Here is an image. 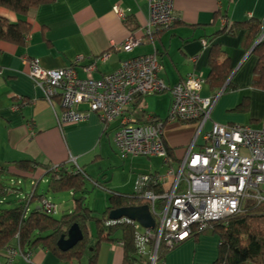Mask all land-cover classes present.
<instances>
[{
	"label": "crops",
	"instance_id": "crops-1",
	"mask_svg": "<svg viewBox=\"0 0 264 264\" xmlns=\"http://www.w3.org/2000/svg\"><path fill=\"white\" fill-rule=\"evenodd\" d=\"M174 10L173 24L149 36L142 28L148 16L147 0H51L26 14L0 7V15L30 23L24 44L0 41V163L12 164L24 158L34 161L31 171L9 175L30 179L37 189L40 180L44 179L47 185L46 171L53 165L64 163L66 170L73 172L79 166L86 182L96 185L107 196L110 189L135 192L136 178L141 173L166 172V163L159 155L126 158L119 155L112 139L119 118L105 123L97 112L91 111L84 120L59 125V97L50 102L30 78L26 60L31 57H37L46 68L74 64L80 76L85 75L82 66L95 60L92 75L98 78L128 57L155 51L162 63L160 76L168 86L189 73L202 74L200 94L216 95L204 129L213 121L259 126L264 113V89L252 84L257 57L251 47L243 44V27L234 33L218 30L227 21L261 19L264 0H174ZM130 32L142 36L143 41L125 49L121 44ZM214 44L222 49L218 58L227 57L231 68L221 86L216 83L211 86L205 80ZM107 50L108 57L100 60L98 56ZM78 56L82 58L77 60ZM226 85L229 87L225 88ZM171 98L169 89L140 95L129 105L128 112L137 118L165 120ZM246 101L244 108H237ZM78 107L86 108L87 104L82 102ZM196 129V121L164 122V142L172 157L170 165L177 166ZM201 144L202 137L198 135L193 148ZM72 158L75 163L70 161ZM82 254L78 258L60 259L50 249L35 246L31 248L29 261L17 256L13 264H81ZM217 254V234L200 233L169 249L159 263L208 264ZM122 258L120 239L105 241L100 245L96 264H122ZM5 260L3 249L0 264H5Z\"/></svg>",
	"mask_w": 264,
	"mask_h": 264
},
{
	"label": "built area",
	"instance_id": "built-area-1",
	"mask_svg": "<svg viewBox=\"0 0 264 264\" xmlns=\"http://www.w3.org/2000/svg\"><path fill=\"white\" fill-rule=\"evenodd\" d=\"M147 3L148 16L142 26L143 33L151 36L173 24L176 18L174 0H147ZM263 39L264 15L260 19L256 42ZM142 41V36L130 32L121 45L129 49ZM108 55L107 50L98 58L105 60ZM81 58L78 56L77 60ZM26 62L28 75L43 95L50 102L59 97V125L84 120L91 111L97 112L105 123L119 118L112 139L122 158L136 155L163 158L167 166L165 173H141L135 183V192L149 201L155 226L144 227L125 216L105 221L106 224L132 222L138 252L147 256L148 264H156L161 239L167 246L174 247L195 236L212 221L240 213L248 205L264 202V113L257 127L213 121L208 129H204L216 95L200 94L204 83L202 74L189 73L168 86L160 76L162 63L155 51L128 57L116 69L98 78L92 75L95 60L82 66L83 76L74 64L46 68L37 57ZM165 89H169L172 96L165 120L148 117V121H140L128 112L137 96ZM82 102L87 104L86 108L78 107ZM175 120L196 121L197 129L177 166H172V157L164 142L163 124ZM198 135L202 137V144L194 149ZM70 161L75 163L73 158ZM61 168L66 169L64 163L53 165L50 171L57 177ZM74 170L81 171V168L76 166ZM168 176L172 179L168 180ZM157 187L161 190H155ZM21 198L29 201L30 195ZM41 205L47 211L56 209L47 198H43ZM153 239L154 245L150 247L149 241ZM4 252L5 264H13L17 256L30 260V251L23 249L17 238L15 243L4 247Z\"/></svg>",
	"mask_w": 264,
	"mask_h": 264
},
{
	"label": "trees",
	"instance_id": "trees-1",
	"mask_svg": "<svg viewBox=\"0 0 264 264\" xmlns=\"http://www.w3.org/2000/svg\"><path fill=\"white\" fill-rule=\"evenodd\" d=\"M48 1L51 0H0V7L26 14L35 6ZM239 27L244 29L243 44L248 49L251 47L257 57L252 71V84L264 89V39L255 42L260 31V19L249 17L242 21H227L218 32L234 33ZM29 29L30 23L26 19L10 20L0 15V41L7 40L22 45L25 43ZM221 53L222 49L218 44L212 45L208 60L209 72L205 78L211 86L214 83L219 86L223 85L231 71L228 58L223 60L218 58ZM228 87V85L225 86V88ZM246 104L247 101L238 105L237 108L242 109ZM138 120L148 121L141 116L138 117ZM33 162L31 159L24 158L14 160L12 164L0 163V200L9 191H16L18 188L5 182L2 175L31 171L34 167ZM50 170L51 168H48L46 171L49 174L47 189L54 192L70 190L73 196L76 191L81 192L79 197L74 196L75 206L63 211L59 216L53 214L52 211L45 210L41 204L33 207L30 205L33 198L38 197L41 200L46 198L45 193H37L36 187L33 185L29 193V201L20 198L14 206L0 207V253L7 244H11L16 238L25 250L31 251V248L35 246L45 247L60 259L78 258L91 246V249H88L87 264H96L100 245L105 241L120 239L123 249L122 264L149 263L147 256L138 252L135 242V227L132 222L105 223L109 218L108 212L111 208L148 203L146 198L136 192L123 193L110 189L105 209L96 214L93 209L82 203V193L86 189V178L82 170L73 172L61 168L57 177L53 176ZM155 190L160 191L161 188L157 187ZM74 222L79 224L83 236L72 247L62 250L57 246V239L62 233L66 234ZM90 222L94 224L93 232L90 231ZM200 233H211L218 236V254L208 264H263L264 202L248 205L240 213L212 221L209 226L197 234ZM91 237L94 238L92 243L89 242ZM149 243L150 247H153L154 239ZM171 248L161 239L157 250V262L163 261L165 253Z\"/></svg>",
	"mask_w": 264,
	"mask_h": 264
},
{
	"label": "rangeland",
	"instance_id": "rangeland-1",
	"mask_svg": "<svg viewBox=\"0 0 264 264\" xmlns=\"http://www.w3.org/2000/svg\"><path fill=\"white\" fill-rule=\"evenodd\" d=\"M167 166H164V170H166ZM2 178L5 182L9 183L10 185H16L19 187V191H13L11 190L9 193H7L2 200H0V207H10L14 206L18 203L19 199L25 195L29 194L33 188L30 179L24 178V177H16L9 174H3ZM21 180L20 183H18L17 180ZM36 191L38 193H45L46 198L48 200H51L56 205V210L53 214L56 216H59L63 211H67L69 209H72L74 207V196L79 197L81 195V192L76 191L74 196L72 195V191L70 190H61V191H51L47 189V185L45 180H40ZM83 199L82 203L84 205H87L91 209L94 210L96 214L101 213L106 205H107V196L103 193V191H100L96 185H93L92 183L86 182V189L82 193ZM42 204V200L38 197H35L31 200L30 205L31 206H37ZM157 208L160 209V206L157 204ZM94 224L93 222H90V231L93 232ZM118 233V232H117ZM91 242L94 241V238L92 237ZM89 248V247H88ZM87 257H88V250L83 252L80 262L81 264H87ZM79 261V260H77ZM156 264H160L159 262H156Z\"/></svg>",
	"mask_w": 264,
	"mask_h": 264
},
{
	"label": "water",
	"instance_id": "water-1",
	"mask_svg": "<svg viewBox=\"0 0 264 264\" xmlns=\"http://www.w3.org/2000/svg\"><path fill=\"white\" fill-rule=\"evenodd\" d=\"M123 216L138 221L144 227L153 228L155 226V219L148 203L119 206L111 208L108 212V217L112 219H118ZM82 236L79 224L74 222L70 225L66 234L62 233L59 236L57 246L62 250H66L72 247Z\"/></svg>",
	"mask_w": 264,
	"mask_h": 264
}]
</instances>
